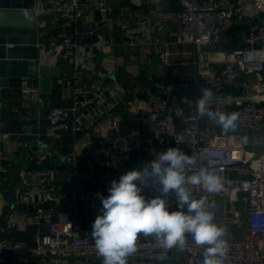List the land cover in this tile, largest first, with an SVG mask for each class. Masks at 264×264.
Segmentation results:
<instances>
[{
    "label": "built area",
    "instance_id": "built-area-1",
    "mask_svg": "<svg viewBox=\"0 0 264 264\" xmlns=\"http://www.w3.org/2000/svg\"><path fill=\"white\" fill-rule=\"evenodd\" d=\"M109 1L45 0L38 10L34 9V14L45 15L56 27L54 35L37 46L40 64L64 62L76 75L84 74L95 84L87 87L74 80L72 107L48 109V129L42 137L36 134L35 150L29 149L30 143L17 141L19 147L29 150L18 174L15 195L19 203L36 197L38 208L21 219H9L7 226L20 232L35 226L37 232L33 246L0 237V264H6L8 255L36 257L40 264L103 261L91 235L92 223L101 208L98 194L106 197L110 182L128 171L131 153L146 154L145 166L169 147L195 158L194 165L186 166V175L204 168L221 179L223 187L218 192H210L202 185L186 187L194 199L205 201L213 222L227 230L224 239L228 255L224 264H264V0H180L176 11L161 10L133 22L121 17L102 18L75 31L69 28L78 9L97 10L104 16ZM130 2L139 6L142 0ZM105 20L111 21L126 46H147L148 35L160 34L169 22H177L180 30L176 42L193 46L197 84L213 93L208 109L239 113L236 129H214L210 124L200 131L199 123L207 118L199 114L197 107L203 96L196 95L183 109L174 99L185 87L162 82H153L151 91H145L147 108L132 113L136 127L127 128V115L119 110L126 105L124 99L129 93L130 103L137 101L138 96L116 80L115 62L110 57L115 46L106 39ZM243 22L247 24L243 47L224 50L219 61L207 58V48L219 40L226 26ZM169 55L161 54V63L167 65ZM236 88L239 93H233ZM21 94L24 98L40 99L38 90L26 85ZM21 117L30 119L26 113ZM69 128L73 132L72 157L68 159L72 178L80 174L98 181L95 185L58 190L54 172L44 164L57 155L53 144ZM140 128H145L150 136L143 137ZM80 136L86 139L83 153L77 148ZM81 158L87 159L84 166L78 162ZM13 162L0 148L2 177L10 173ZM30 164L37 168L28 172ZM142 187V195L148 199L161 195L160 186L151 181ZM59 197L65 199V204L57 216ZM164 199L170 211L178 210L175 193L170 192ZM81 213L87 226L77 218ZM136 243L137 250L128 257V264H158L169 259L176 264H202L206 247L198 246L191 234H186L183 248H162L155 236L143 234L138 235Z\"/></svg>",
    "mask_w": 264,
    "mask_h": 264
},
{
    "label": "crops",
    "instance_id": "crops-1",
    "mask_svg": "<svg viewBox=\"0 0 264 264\" xmlns=\"http://www.w3.org/2000/svg\"><path fill=\"white\" fill-rule=\"evenodd\" d=\"M43 0H37L35 8L38 10L42 5ZM180 8V0H142L141 5H133L130 0H110L108 11V18L112 19L115 17H121L127 22H133L135 19L142 17L154 16L158 11L170 10L176 11ZM73 23L70 24V29L75 31L76 29L87 27L94 20H96L93 10L80 8L77 14L74 16ZM106 19V18H105ZM105 29V36L108 41L114 44V52L110 55L112 60L115 62V73L116 80L123 84L127 90H134L137 101L130 103V105L122 106L120 112L122 115H127L126 127H136L135 121L131 118V114L137 112L138 109H145L147 105L144 103L146 100L145 91H151L149 86L153 82H162L164 84L170 85H183L179 93H177L174 101L178 103L183 109L187 106V102L193 99L196 95L203 96L205 90L204 86H199L196 82V77L194 75V67L192 65L193 46L191 44H179L176 42V35L179 33L180 26L177 22H169L162 33L156 35H148L145 43L147 46L136 45V46H126L123 43V38L121 34L113 28L110 20H105L103 22ZM38 39L46 40L53 36L56 27L54 23H50V19L44 17L38 21ZM247 32L246 23H232L228 24L219 37V40L215 44L207 48V58L210 60L219 61L222 59L224 50H236L244 45V35ZM149 43V45H148ZM151 43V44H150ZM170 54L168 56V64L164 65L159 61L158 64L153 65L152 59L156 55H161L163 53ZM38 66L41 69H32L37 73L36 77L38 79L46 78L53 81H57L56 84L51 85V97L47 100V106H43L41 99L34 98H24L21 97H8L5 95L2 97L0 93V148L4 150L5 153L10 155L13 159V164L22 159L20 163L19 173L22 168H24V161L28 150H33L32 147L36 146L35 137L38 134L42 137L46 130L48 129V121L46 118L47 111L50 108H70L73 105V96L71 88L75 79L87 87H92L95 84L93 79L84 75H76L74 69L64 62H59L54 65H43L39 62L38 56ZM153 67V68H152ZM99 68V67H98ZM151 68L153 69L151 71ZM152 73H150V71ZM40 72V73H39ZM264 76V74H263ZM24 84L22 85V87ZM39 92L38 88H36ZM240 89H234L233 93H239ZM131 98V94L127 95ZM40 98V97H39ZM212 112H217L214 108L209 109ZM233 110H235L233 108ZM26 113L30 117L29 120L22 119L21 114ZM177 124L179 121L176 119ZM210 124L213 128H218L215 119L207 116V118L199 123V130L203 131ZM140 133L143 137H149L150 133L145 128H140ZM42 139V138H41ZM96 142V138L92 139ZM17 141H23L30 143L31 146L28 150L17 145ZM86 139L80 136L79 145L77 146L78 152L83 153V148L85 146ZM55 144L58 147L57 154L63 159H69L72 157L73 150V132L72 129L61 133L60 137L56 140ZM146 154L141 152H133L130 155V163L128 171L137 169L140 170L144 167ZM78 162L84 166L87 163V159L81 158ZM44 166L49 168V161H47ZM35 165H28V172L36 169ZM49 171V169H48ZM55 173V172H54ZM54 183L58 190H68L72 187H84L88 185H95L97 179L94 177H89L88 175L78 174L76 177L72 178L69 182L66 178H58L55 174ZM3 179L5 177H2ZM5 191H0V215L3 208L7 205L4 200ZM26 203L27 207L33 205L32 198L27 199L26 202L21 201L17 206L15 205L14 210L9 219L18 218L21 219L25 214L30 213L28 210H23L20 204ZM58 205V199L56 201ZM56 205V206H57ZM10 206V204H8ZM56 208V207H55ZM56 214L62 213L56 210ZM78 219L82 220L85 225V220L83 214L77 216ZM8 222V221H7ZM7 222L3 227L0 226L1 232L0 237L8 240H19L27 244L28 246L34 245V239L36 236L37 228L35 226H30L26 231L20 232L15 228L9 229ZM87 226V224L85 225ZM6 264H40V261L36 257H16L8 255L5 258ZM176 264L174 259H169L166 261H159L158 264ZM85 264H102L101 260L87 261Z\"/></svg>",
    "mask_w": 264,
    "mask_h": 264
},
{
    "label": "clouds",
    "instance_id": "clouds-1",
    "mask_svg": "<svg viewBox=\"0 0 264 264\" xmlns=\"http://www.w3.org/2000/svg\"><path fill=\"white\" fill-rule=\"evenodd\" d=\"M212 95L210 90L204 91L197 104L199 114L215 119L225 131H234L239 113L210 111L207 105ZM195 163L194 157L169 147L143 169L127 171L118 180H112L106 197L98 194L101 208L92 223L91 235L98 255L103 258L102 264H128V257L137 250L139 234L155 236L159 246L165 249L176 245L183 248L186 234H191L198 246H206L202 264H224L228 255L224 239L227 230L213 222L205 201L194 199L186 187L202 185L210 192H218L223 184L218 176L204 168L186 175V166ZM150 181L160 186L161 195L148 199L142 195V186ZM170 192L176 196V211H170L164 199Z\"/></svg>",
    "mask_w": 264,
    "mask_h": 264
},
{
    "label": "water",
    "instance_id": "water-1",
    "mask_svg": "<svg viewBox=\"0 0 264 264\" xmlns=\"http://www.w3.org/2000/svg\"><path fill=\"white\" fill-rule=\"evenodd\" d=\"M45 0L42 1L44 3ZM37 0H0V93L2 97H21L22 85L40 91V99L43 106H47V100L51 97V85L57 81L42 78L38 79L32 69L39 68L38 66V45L43 44V40L38 39V21L45 15L34 14ZM96 20L108 18V14L102 16L97 10H93ZM163 53V51H161ZM160 55H156L152 59L153 65L158 64ZM153 68V67H152ZM151 68V71L153 70ZM150 71V70H149ZM150 71V73H152ZM40 73V72H39ZM154 92V90H152ZM172 97H169L171 100ZM131 98L126 97L125 103H128ZM264 106V104H261ZM217 126H219L217 124ZM33 150L36 146L32 147ZM53 149L58 152V147L53 144ZM22 159L16 161L10 173L3 179L0 175V191L4 193V200L7 205L3 208L0 215V226L3 227L9 220L15 205L19 201L15 195V188L18 182V174ZM70 161L63 159L58 154L49 160V171L55 172L58 178H66L69 182L72 180V173L69 171L68 164ZM33 205L27 207L26 203L20 204L23 210H28L33 213L37 210L35 204L36 197L32 198ZM10 204V206H8ZM65 199L58 198L56 210H64Z\"/></svg>",
    "mask_w": 264,
    "mask_h": 264
},
{
    "label": "trees",
    "instance_id": "trees-1",
    "mask_svg": "<svg viewBox=\"0 0 264 264\" xmlns=\"http://www.w3.org/2000/svg\"><path fill=\"white\" fill-rule=\"evenodd\" d=\"M17 241H19V240H17ZM20 242H22V241H20Z\"/></svg>",
    "mask_w": 264,
    "mask_h": 264
}]
</instances>
